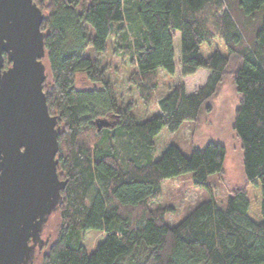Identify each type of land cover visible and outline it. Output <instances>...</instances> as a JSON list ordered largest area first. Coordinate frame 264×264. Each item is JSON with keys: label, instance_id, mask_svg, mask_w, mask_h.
I'll list each match as a JSON object with an SVG mask.
<instances>
[{"label": "trees", "instance_id": "obj_1", "mask_svg": "<svg viewBox=\"0 0 264 264\" xmlns=\"http://www.w3.org/2000/svg\"><path fill=\"white\" fill-rule=\"evenodd\" d=\"M34 1L43 12V90L58 120L56 169L66 179L60 222L38 264H264V0ZM176 31L181 76L202 68L206 81L192 93L171 85L159 111L139 119L133 102L115 97L100 58L109 42L132 65L128 82L148 107L158 70L176 71ZM227 77L239 98L232 128L244 183L224 206L211 196L168 225L166 208L150 207L160 182L190 172L195 186L209 188L208 177L225 171L226 147L208 141L187 156L171 144L153 159L154 138L209 112ZM96 119L108 125L98 128ZM92 229L105 235L87 253L83 237Z\"/></svg>", "mask_w": 264, "mask_h": 264}, {"label": "water", "instance_id": "obj_2", "mask_svg": "<svg viewBox=\"0 0 264 264\" xmlns=\"http://www.w3.org/2000/svg\"><path fill=\"white\" fill-rule=\"evenodd\" d=\"M42 19L34 0H0V264H30L28 240L58 209L66 184L56 169L58 120L43 90Z\"/></svg>", "mask_w": 264, "mask_h": 264}, {"label": "rangeland", "instance_id": "obj_3", "mask_svg": "<svg viewBox=\"0 0 264 264\" xmlns=\"http://www.w3.org/2000/svg\"><path fill=\"white\" fill-rule=\"evenodd\" d=\"M173 48L174 63L176 71L173 75L165 71L158 70V87L154 93L151 104L144 106L139 99L135 88L128 82L132 65L127 60L121 61L119 56L113 53L110 43L107 42V51L101 56L100 64L108 68V78L114 85L115 97L126 104L133 102V113L139 119H145L159 111L157 100L167 93L170 86L183 83L187 93L196 91L205 81L208 71L198 69L188 76L180 74V37L179 32H174ZM85 54L94 57L91 46L85 49ZM238 95L233 86L231 77L223 80L215 96L210 100V111H203L197 121H184L180 126L171 131L168 127H163L154 138V145L151 153L152 158L160 157L162 151L169 145L174 144L187 156L191 154L193 146H204L208 141H218L226 147L225 171L222 176L212 174L208 177V187H198L193 183L190 172L174 177L165 178L160 182V196L157 201L150 204L151 208L165 207L164 220L168 225L177 224L197 203L214 197L219 206H224L230 190L240 187L244 183V174L241 160L240 143L233 131L232 122L234 110L238 104ZM118 135V129H110ZM59 214L54 212L49 217L46 224L48 235L43 251L48 249L47 244L54 237L59 225ZM104 233L100 230H88L83 237V242L87 253H91L104 238ZM34 264H38L41 254H36Z\"/></svg>", "mask_w": 264, "mask_h": 264}, {"label": "flooded vegetation", "instance_id": "obj_4", "mask_svg": "<svg viewBox=\"0 0 264 264\" xmlns=\"http://www.w3.org/2000/svg\"><path fill=\"white\" fill-rule=\"evenodd\" d=\"M56 211H58V209L55 210V211H53V212H51L48 215V218H47L46 222L41 223V226H40L41 228H40V230L38 232L39 235H38V238L36 239V241L35 242H32L31 238H29V240H28V243L29 244H33L34 245V247H33V253H34V255H33V258L31 260L30 264H34L35 259L37 258L36 254H42V252H43L44 245H45V243L47 241V238H48L47 237L48 235L43 236L44 233L46 232V224H47V222H48L49 217L51 216V214L54 213V212H56ZM38 218L39 217H37V219Z\"/></svg>", "mask_w": 264, "mask_h": 264}]
</instances>
